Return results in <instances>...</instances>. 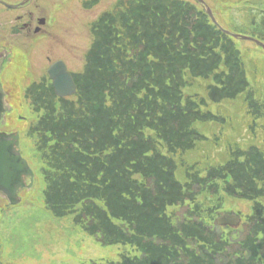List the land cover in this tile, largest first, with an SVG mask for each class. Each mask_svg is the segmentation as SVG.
<instances>
[{
  "label": "trees",
  "instance_id": "obj_1",
  "mask_svg": "<svg viewBox=\"0 0 264 264\" xmlns=\"http://www.w3.org/2000/svg\"><path fill=\"white\" fill-rule=\"evenodd\" d=\"M92 29L85 64L73 75L74 99L33 88L41 116L31 131L46 151V205L56 218L75 214L74 223L106 245L137 250L118 264H223L218 255L227 244L206 221L219 201L199 203L193 190L215 193L223 184L229 197L262 198L264 155L227 144L224 165L208 164L202 174L194 163L185 182L176 178L175 155L202 138L195 122L224 124L209 103L245 94L251 114H261L236 44L185 0H119ZM185 201L193 209L174 226L166 209ZM253 203L239 245L245 256L233 264H264V207Z\"/></svg>",
  "mask_w": 264,
  "mask_h": 264
},
{
  "label": "rangeland",
  "instance_id": "obj_2",
  "mask_svg": "<svg viewBox=\"0 0 264 264\" xmlns=\"http://www.w3.org/2000/svg\"><path fill=\"white\" fill-rule=\"evenodd\" d=\"M39 1L49 22L45 31H49L55 39L36 45L33 51L34 60L40 63L44 61V56L50 53L52 60L61 58L67 62L72 72H79L83 66L84 54L92 42L91 23L102 12L115 10L118 0H99L98 6L91 11H85L82 6L86 0ZM250 1L260 6L258 11L250 12L247 5ZM204 2L211 8L216 21L231 34L261 38L264 41V30L260 24L261 16L264 14V0H204ZM53 16L59 17L58 20L52 18ZM1 35L0 42H2ZM237 43L245 51V68L251 89L257 100L263 102L264 53L254 43L248 41H237ZM14 50H11L12 59L5 58V61L0 59L2 100L10 111L0 121V131L20 134L21 153L35 172V179L32 190L20 193L19 205L0 212V242L3 246L1 261L4 264H118L121 256L131 251L130 248L116 244L105 246L100 234L87 235L80 226L73 223V216L56 219L44 207L42 193L45 183L41 169L44 167L43 155L46 151L42 155L37 152L39 139L36 135H31L29 130L40 115L36 114L37 111L25 97L24 90L29 84L26 83L28 76L23 73L21 52ZM2 51L0 46V53ZM30 72V78L38 73ZM19 84L24 85L20 87ZM215 108L228 118L227 121L232 120V122L225 126L210 123L195 124V128L208 139V142H199L193 151L181 154L183 162L182 165H178L177 172L180 182H184V170L187 164L197 163L202 171L210 163H223L227 142H236L239 146H244L245 143L264 144V129L261 127V123L264 127V119L255 121L253 125L255 128L248 129V122L252 124V121L242 98L225 102L219 107L212 106L211 111ZM222 185L218 184L215 193H211L206 188L195 190L194 194L199 203L204 197L219 201V205L213 207L212 215L206 216V221L227 244V248L218 255L219 262L233 264L237 256H245L239 245L247 227V218L252 216L254 206L251 202L240 198L229 197L223 192ZM259 203L264 207V200H259ZM8 205L5 197L0 194V209ZM201 205L206 208L205 204ZM191 209H193L192 205L185 202L167 208L166 213L176 225L188 218L186 211ZM230 213L238 215L241 222L233 228L218 227L216 219Z\"/></svg>",
  "mask_w": 264,
  "mask_h": 264
},
{
  "label": "flooded vegetation",
  "instance_id": "obj_3",
  "mask_svg": "<svg viewBox=\"0 0 264 264\" xmlns=\"http://www.w3.org/2000/svg\"><path fill=\"white\" fill-rule=\"evenodd\" d=\"M0 1V31H2V35L0 34L2 38L0 46L3 50L2 53H0V57L6 58L11 55L12 49L21 52L23 73L26 77L28 76L26 82L49 86L50 80L46 79L45 76H42V73L47 72L48 67L53 63L62 61L65 64V61L61 58L52 60L50 53H47L46 56H44L45 62L41 61L44 63L43 65L41 62H36L33 58V51L35 50L36 45H42L43 42L47 40L55 39L51 36L49 31H45V27L49 22L41 9L40 1ZM7 4L13 5L14 8L7 7ZM52 18L58 20L59 17L53 16ZM30 71H37L38 73L32 75L30 78ZM41 78L43 79L42 81L40 80Z\"/></svg>",
  "mask_w": 264,
  "mask_h": 264
},
{
  "label": "water",
  "instance_id": "obj_4",
  "mask_svg": "<svg viewBox=\"0 0 264 264\" xmlns=\"http://www.w3.org/2000/svg\"><path fill=\"white\" fill-rule=\"evenodd\" d=\"M208 14L210 12L207 10ZM257 46L264 50V45L258 41H254ZM50 78L53 80L55 93L60 96L71 95L75 91V86L71 76L66 72L65 67L61 63L54 64L49 69ZM1 112V103H0ZM17 135H1L0 134V192H2L11 204L18 203L16 192L19 188L24 187L22 177L31 176L26 162L20 157L19 153L14 149L17 146ZM235 217L225 216L218 220L221 225L237 224Z\"/></svg>",
  "mask_w": 264,
  "mask_h": 264
}]
</instances>
